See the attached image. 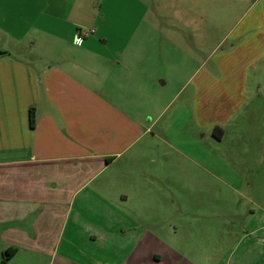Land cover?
Returning <instances> with one entry per match:
<instances>
[{"label":"crops","instance_id":"crops-1","mask_svg":"<svg viewBox=\"0 0 264 264\" xmlns=\"http://www.w3.org/2000/svg\"><path fill=\"white\" fill-rule=\"evenodd\" d=\"M96 1L0 0V264H264V0Z\"/></svg>","mask_w":264,"mask_h":264},{"label":"rangeland","instance_id":"rangeland-1","mask_svg":"<svg viewBox=\"0 0 264 264\" xmlns=\"http://www.w3.org/2000/svg\"><path fill=\"white\" fill-rule=\"evenodd\" d=\"M95 6L98 9L101 7L102 11L106 10V13H108V17L106 19L107 20V25L104 26V27H100V29L98 30L97 34H101L103 31L107 32L108 45H117V44H119L122 41L121 29H122V24H123V18H122V14L121 13H122L123 10L124 11L125 10H129V8L131 6L134 9H136L138 4L136 2H134V1H129V0L128 1H122V0H101V3H100V0H98V1H96ZM109 13H112L113 17H109ZM129 21H130V23H129V25H127V28H130L132 26V24H131L132 19H129ZM82 31H84V30H82ZM86 31H88V30H86ZM91 32L92 31H89L88 34H90ZM97 34L93 33L91 35H95V37H98ZM23 53H24L23 50L22 51L21 50H18V51L14 50V54L16 56H18L19 58L28 59L29 56L27 57V55L23 54ZM200 53H198V54H200ZM198 54L196 55L199 58V60L196 61L197 63H193L192 65L185 67V69H187V70L190 69L191 71H193L195 69L197 71H199L201 69V60H203V59H202V56L198 55ZM203 54H204V51H203ZM159 69H160L161 73H164L165 67H163V66L161 67L160 66ZM172 73L174 74L175 71H169L167 73V77H169V75H171ZM185 80H181V81L179 79H177L175 81L169 80L166 86H162L163 87V91H164L162 99H165L167 96H169L170 94L178 91L179 89H180V91H183V89H185V88H187V90H188L191 87H193V85L195 83V80L192 81V82H188L186 84H185ZM182 86H183V88H182ZM180 99H181V96L180 97L178 96V98L176 99L175 103L178 104ZM226 135L228 136L227 138H229V139H224V141H222L220 144L214 142V140H212L211 138H209V140L206 141V145L205 146L207 147V149H209L210 153H214V154L218 153V152L219 153L220 152L225 153L224 152L225 149H231L232 148L231 143L229 142V140L232 139L231 131H228L226 133ZM247 148H252V150H253L255 148V146H248ZM240 149H242V147H240ZM240 152H241V150H240ZM250 153H252V152L248 151V149H247V153L245 155H241V156H246L247 157ZM231 156H233V154H231ZM248 163H250V162L246 161V163L242 162V163H239V164L243 166L244 164L248 165ZM96 248L99 249L98 246Z\"/></svg>","mask_w":264,"mask_h":264},{"label":"trees","instance_id":"trees-1","mask_svg":"<svg viewBox=\"0 0 264 264\" xmlns=\"http://www.w3.org/2000/svg\"><path fill=\"white\" fill-rule=\"evenodd\" d=\"M31 123V125H33V120L31 119V121H30ZM15 251V249L14 248H10V249H8V250H6L5 252H4V259H2V263L8 258V257H10L12 254H13V252Z\"/></svg>","mask_w":264,"mask_h":264},{"label":"built area","instance_id":"built-area-1","mask_svg":"<svg viewBox=\"0 0 264 264\" xmlns=\"http://www.w3.org/2000/svg\"><path fill=\"white\" fill-rule=\"evenodd\" d=\"M89 31H79L77 41H81L83 36L87 35Z\"/></svg>","mask_w":264,"mask_h":264},{"label":"water","instance_id":"water-1","mask_svg":"<svg viewBox=\"0 0 264 264\" xmlns=\"http://www.w3.org/2000/svg\"><path fill=\"white\" fill-rule=\"evenodd\" d=\"M2 53V51H0V54Z\"/></svg>","mask_w":264,"mask_h":264}]
</instances>
